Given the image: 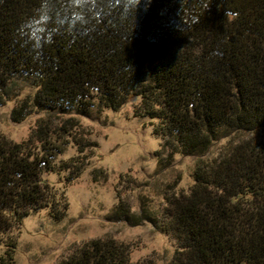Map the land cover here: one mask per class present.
<instances>
[{"label": "trees", "instance_id": "trees-1", "mask_svg": "<svg viewBox=\"0 0 264 264\" xmlns=\"http://www.w3.org/2000/svg\"><path fill=\"white\" fill-rule=\"evenodd\" d=\"M15 83L33 93L14 122L139 98L134 114L160 139L159 168L177 155L199 159L189 191L175 181L165 198L171 264H264V0H0V105ZM73 128L41 118L27 140L0 137V264L17 250L4 235L32 213L67 214L66 195L44 175L83 173L94 144ZM70 143L78 154L63 159ZM129 212L123 201L115 210ZM57 264L134 263L129 244L107 237Z\"/></svg>", "mask_w": 264, "mask_h": 264}, {"label": "rangeland", "instance_id": "rangeland-1", "mask_svg": "<svg viewBox=\"0 0 264 264\" xmlns=\"http://www.w3.org/2000/svg\"><path fill=\"white\" fill-rule=\"evenodd\" d=\"M30 93L33 90L22 83L8 88L0 105V137L22 142L35 131L41 118L52 128L70 118L74 121L73 133L94 146L84 152L87 165L78 178L68 180L66 172L44 175V179L66 195L67 214L55 221L48 210L37 211L4 235L17 243L11 264H57L81 244L107 237L129 244L134 264L149 261L171 264L175 247L161 229L165 198L172 191L169 185L175 181H178V191H189L199 159L177 155L172 167L159 168L155 153L160 139L153 134L149 118L134 114L139 98L130 99L117 110L98 107L68 112L42 110L14 122L12 110ZM222 143L212 147L210 157L220 152ZM77 154L78 146L70 143L62 158ZM95 171H103L106 179ZM121 201L130 208L124 216L115 214ZM142 209L147 214L143 221ZM3 252L4 247L0 245V256Z\"/></svg>", "mask_w": 264, "mask_h": 264}]
</instances>
